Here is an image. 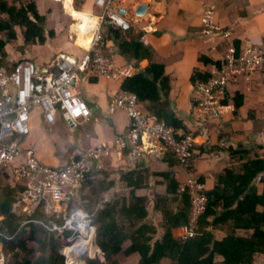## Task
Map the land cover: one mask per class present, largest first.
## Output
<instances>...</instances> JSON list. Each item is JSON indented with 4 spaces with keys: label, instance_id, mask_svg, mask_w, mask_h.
<instances>
[{
    "label": "crops",
    "instance_id": "0c3cea01",
    "mask_svg": "<svg viewBox=\"0 0 264 264\" xmlns=\"http://www.w3.org/2000/svg\"><path fill=\"white\" fill-rule=\"evenodd\" d=\"M49 1L59 3L62 13L66 14L64 0ZM81 1V4L76 2L79 11L74 5L75 0H71V8L92 17L98 24L103 11L96 6V0ZM106 1L110 3L112 9L132 23L133 27L129 32L118 31V40L103 43L102 52L112 56L116 67L127 71L130 77L146 72L152 65L164 66L165 75L171 82L170 100L175 104L187 129L196 133L195 155L191 169L195 177L204 178L207 191L214 188L217 175L223 170L227 168L238 170L241 167L239 155L238 157L232 155L231 149L249 151L255 159L258 156L264 157V76L258 74L239 78L230 90V98L226 103L228 110L221 119L212 123L205 134L197 130V123L194 120L197 85L192 82L196 72H199L200 76L210 75L213 65L227 56L231 46L236 48L238 55L249 47L264 48V0ZM209 5L216 8L217 26L223 31L232 32L233 38L230 41L224 40L220 34L211 38L202 34L201 18ZM142 6H145V11L141 13L139 9ZM68 15L65 16L73 23L69 27L70 35L74 38L71 39V46L59 48L51 45V39L47 35L50 31H46L47 18H44L46 42L42 46L29 45L31 49L25 51L26 60L35 61L44 67L60 54L81 58L89 52L97 29L93 30L92 36L80 37L77 34L72 36L71 27L77 22ZM108 28L103 27L102 41L109 33ZM57 31L54 29V36H58ZM132 40H139L148 49L149 54L145 59L137 60L121 53L120 45ZM122 85L123 80L115 83L96 77L91 65L88 72L79 75V80L74 84V91L80 94L92 110L91 119L77 129H70L61 127L65 122L59 117L54 124L48 125L44 122L42 114L36 112L31 122V134L24 141L25 146L32 148L44 164L60 167L69 153L81 154L103 142L115 144L116 139L124 137L129 122L128 114L113 106V99L124 91ZM234 101L240 102V105L236 106ZM110 152L102 170L110 174L109 180L115 184L111 193H105L104 198L98 201V207H101L103 202L113 201L116 196L128 195L130 188L122 183V175L138 165L152 173H171L179 181L180 187L188 178L186 170L180 169L176 164L169 165L167 159L169 155L161 159L150 157L145 162L134 164L127 152L121 151L118 147H114ZM150 182L151 190L139 191L137 194L147 193L149 197H154L155 193L166 192L168 181L163 176H153ZM84 191L95 198L88 193L89 187ZM153 219L156 224L159 223L158 215ZM185 231V228L175 230L174 237H183ZM217 260L222 261V258Z\"/></svg>",
    "mask_w": 264,
    "mask_h": 264
},
{
    "label": "trees",
    "instance_id": "16d2710c",
    "mask_svg": "<svg viewBox=\"0 0 264 264\" xmlns=\"http://www.w3.org/2000/svg\"><path fill=\"white\" fill-rule=\"evenodd\" d=\"M18 1L20 5L0 0V34H6L0 39V68L10 71L20 63L6 60L7 46L18 40L15 29H23L25 46H42L47 38L45 19L36 5ZM108 30L102 44L119 39L117 30ZM47 35L49 39L54 37L53 32ZM120 51L137 60L149 54L139 40L122 43ZM22 54L25 55V49ZM209 77L196 72L192 82L198 85ZM122 90L137 95L140 110L155 114L176 129L189 131L170 100L171 82L164 66L152 65L146 72L125 78ZM229 98L230 90H226L223 103H228ZM230 151L236 157L239 155L242 165L238 170L227 168L217 175L214 188L206 190L208 203L198 228L186 240L175 238L173 232L188 228L190 196L171 173H152L138 165L122 175V183L130 188L128 195L116 196L101 207L97 206L98 201L112 190L115 182L109 180L110 174L104 170L90 173L81 185L80 207L92 215L95 235L91 255L83 264H127L133 257L138 258L136 264H256L259 257H264V157L255 159L243 149ZM166 157L170 166L180 165L174 155L168 153ZM189 162L193 164L194 156ZM153 176H163L168 181L166 192L155 193L154 197L147 193L138 195L139 191L151 190ZM198 180L205 184L204 178ZM86 187L95 198L85 194ZM23 191V184L14 183L11 175L0 169V240L10 256L8 264H66V238L48 229L51 217L44 214L42 207L30 217L12 213L13 204ZM156 215L160 219L158 224L153 219ZM24 218L33 221L21 226ZM57 222L61 224L62 220ZM2 235L10 239H3Z\"/></svg>",
    "mask_w": 264,
    "mask_h": 264
},
{
    "label": "built area",
    "instance_id": "2783aa9c",
    "mask_svg": "<svg viewBox=\"0 0 264 264\" xmlns=\"http://www.w3.org/2000/svg\"><path fill=\"white\" fill-rule=\"evenodd\" d=\"M96 6L103 15L85 56L60 54L44 67L35 61L23 60L11 71L0 68V169L11 175L14 183L24 185L11 211L30 217L42 207L44 214L51 217L48 229L66 238L67 248H73L80 239L87 237L83 227L90 235L95 232L92 215L80 207L81 185L90 173L105 168L104 161L111 149L118 147L127 152L134 164L150 157L161 159L170 153L179 161L181 169L188 172L184 186L190 196V216L183 239L192 238L208 203L206 185L193 175L189 162L195 154L196 133L176 129L155 114L140 110L135 93L122 91L113 99V106L124 110L129 118L124 137L116 139L115 144L103 142L81 154L69 153L60 167L44 164L32 148L25 146L36 112L42 114L46 124H54L59 117L70 129H77L91 119L90 106L74 91L79 75L88 72L91 65L95 76L107 81L117 83L130 78L127 71L116 67L112 56L102 52L101 32L106 26L127 32L133 25L106 0H96ZM201 22L205 37L220 34L226 41L233 38L230 30L223 31L217 26L214 5L205 9ZM258 74L264 76V48L249 47L238 55L236 48L231 46L227 56L213 65L207 82L197 85L193 111L197 130L205 134L212 123L221 119L229 108L223 103L226 90H231L239 78ZM32 221L24 218L21 226ZM2 238L10 239L6 235ZM9 260L1 239L0 264H8ZM72 260L73 257L67 255L66 264H75Z\"/></svg>",
    "mask_w": 264,
    "mask_h": 264
},
{
    "label": "rangeland",
    "instance_id": "374dc122",
    "mask_svg": "<svg viewBox=\"0 0 264 264\" xmlns=\"http://www.w3.org/2000/svg\"><path fill=\"white\" fill-rule=\"evenodd\" d=\"M21 4H25L28 5L30 3H33L36 5L39 13L44 16V18H47V24H46V31H50V32H54V29L57 31V35H55L50 41H51V45L52 46H58L59 48H65L66 46H71L72 41L71 39H74L71 37L70 35V26L73 24L68 18L67 16H65L66 14H68L67 5L71 6V0H61L63 1V6H64V10L66 12V14L62 13V7L59 3H53L49 0H20ZM9 3H13L12 5H16L15 3H17V5H20L19 1L17 0H8ZM15 2V3H14ZM82 3L81 0H75L74 5L76 7V9L78 10V4L77 3ZM79 11V10H78ZM52 16H54V19L52 20ZM69 17V15H68ZM76 25V24H75ZM57 28V29H56ZM17 34H18V40L16 42H12L11 44H9L6 48L7 50V58L6 60L9 61L11 64H16L22 60H26V54L23 55V51L25 49L28 50L29 48L31 49V46H25L24 43V31L23 29L17 28L15 29ZM47 31V32H48ZM80 37H82V35L77 34ZM6 36V34H0V39H4ZM73 36V34H72ZM24 45V46H23ZM37 46V45H36ZM29 49V51H30ZM89 49V48H88ZM27 51V53L29 52ZM62 52V51H60ZM61 127L63 128H69L68 125L65 124H61ZM192 168V164L190 166ZM111 193V192H110ZM185 236V234H184ZM182 238V237H181ZM221 238V237H220ZM94 241V239H93ZM91 242L88 246H86V250H89L88 256L82 259H78V255H75L73 257L72 261L77 262V264H83V262L91 255L90 249H91ZM77 246V245H76ZM76 246H74L73 250L76 248ZM85 248V247H84ZM90 254V255H89ZM138 258H130L127 264H136L137 263ZM256 264H264V257H259Z\"/></svg>",
    "mask_w": 264,
    "mask_h": 264
},
{
    "label": "bare ground",
    "instance_id": "6f19581e",
    "mask_svg": "<svg viewBox=\"0 0 264 264\" xmlns=\"http://www.w3.org/2000/svg\"><path fill=\"white\" fill-rule=\"evenodd\" d=\"M57 1H61V0H57ZM66 8H67V11H68L70 18H72L73 20H75L77 22L76 25L71 27L72 34H80L82 36H90V35L92 36L93 30L97 26L96 20L93 19L92 17L88 16V15H85V14L80 13V12H76L74 9L71 8L70 5H67ZM82 23L85 24V28L83 29V31L79 27V25ZM82 230H83L84 234L87 235V237L80 239V241L74 245V246L77 245L74 250H73L74 247L73 248L70 247V248L66 249L67 255H70L71 258L74 257L75 255H78L79 260L88 256L89 250L88 251L86 250V248H87L86 246H88L90 244V242H92V240H93V235H90L91 233L87 232L85 230V227H83ZM72 262L74 263L75 261H72ZM75 264H77V262H75Z\"/></svg>",
    "mask_w": 264,
    "mask_h": 264
},
{
    "label": "clouds",
    "instance_id": "9594fccd",
    "mask_svg": "<svg viewBox=\"0 0 264 264\" xmlns=\"http://www.w3.org/2000/svg\"><path fill=\"white\" fill-rule=\"evenodd\" d=\"M87 23V22H86ZM79 27H80V29L83 31V29L85 28V24H80L79 25ZM129 32V31H128ZM218 62H216L215 64H217ZM162 121V120H161ZM196 146V145H195ZM179 168L181 169V167H180V165H179ZM186 230V229H185ZM186 232V231H185ZM94 235H95V232H94ZM94 235H93V238H94ZM182 238H184V236L182 237Z\"/></svg>",
    "mask_w": 264,
    "mask_h": 264
},
{
    "label": "water",
    "instance_id": "95a60500",
    "mask_svg": "<svg viewBox=\"0 0 264 264\" xmlns=\"http://www.w3.org/2000/svg\"><path fill=\"white\" fill-rule=\"evenodd\" d=\"M143 11H145V6H142L140 9H139V12H143Z\"/></svg>",
    "mask_w": 264,
    "mask_h": 264
}]
</instances>
